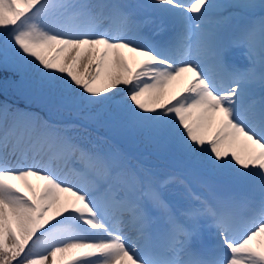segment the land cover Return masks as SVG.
I'll return each mask as SVG.
<instances>
[{
	"label": "snow or ice",
	"instance_id": "1",
	"mask_svg": "<svg viewBox=\"0 0 264 264\" xmlns=\"http://www.w3.org/2000/svg\"><path fill=\"white\" fill-rule=\"evenodd\" d=\"M148 8L179 31L149 38L139 18ZM236 17L258 68L230 64L218 39ZM0 52L5 68L36 65L41 85L69 106H95L185 169L241 189L193 194L178 212L166 188L188 187L184 176L157 177L119 149L85 143L75 133L86 126L0 102V264H264V0H0ZM257 83L261 98L249 102ZM154 212L168 225L165 243L150 231Z\"/></svg>",
	"mask_w": 264,
	"mask_h": 264
},
{
	"label": "rangeland",
	"instance_id": "2",
	"mask_svg": "<svg viewBox=\"0 0 264 264\" xmlns=\"http://www.w3.org/2000/svg\"><path fill=\"white\" fill-rule=\"evenodd\" d=\"M130 3H133V4H145L146 0H139V2L137 0H129ZM220 2H223V3H228V2H235V0H220ZM256 3H260V0H256ZM237 18V17H236ZM235 18V19H236ZM233 27L236 26L235 24L232 25ZM233 30H230L229 32H232ZM235 31H237V35L239 36V31H240V28H237L235 29ZM250 53V52H249ZM254 58L256 59H260L259 57V54L258 52L253 54V53H250ZM86 108H91V107H86ZM66 109V108H65ZM54 113L58 114L59 116L61 117H65V116H68V114H70V117H75L77 115V110L76 109H67V111H63L62 109H58L56 110ZM107 115H109L108 113H106ZM69 117V116H68ZM77 125V124H75ZM109 127V126H108ZM79 132L78 134H81L82 136L84 135V132H82L81 130L78 129Z\"/></svg>",
	"mask_w": 264,
	"mask_h": 264
}]
</instances>
